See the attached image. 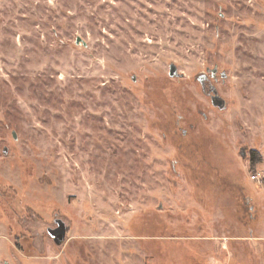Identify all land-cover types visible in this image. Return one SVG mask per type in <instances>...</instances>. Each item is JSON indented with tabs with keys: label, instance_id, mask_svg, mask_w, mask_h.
I'll use <instances>...</instances> for the list:
<instances>
[{
	"label": "rangeland",
	"instance_id": "1",
	"mask_svg": "<svg viewBox=\"0 0 264 264\" xmlns=\"http://www.w3.org/2000/svg\"><path fill=\"white\" fill-rule=\"evenodd\" d=\"M5 263L264 264V0H0Z\"/></svg>",
	"mask_w": 264,
	"mask_h": 264
},
{
	"label": "water",
	"instance_id": "2",
	"mask_svg": "<svg viewBox=\"0 0 264 264\" xmlns=\"http://www.w3.org/2000/svg\"><path fill=\"white\" fill-rule=\"evenodd\" d=\"M76 44H82V45L86 46V43L80 37H77ZM176 70H177L176 67L174 65H172L171 69H170V76H173L176 73ZM210 72L212 73V75H215V73L217 72V69L216 68L207 69V72H205V73L202 72L197 76V79L202 84L204 91L206 89L205 88V80L208 77L207 74ZM221 77L225 78L226 73L222 72ZM205 93L210 97L211 104L213 107L217 108L220 111L227 109L226 100L218 93V90L214 84L213 85L210 84L208 90L205 91ZM13 136H14V139H16V135L14 132H13ZM240 153H241L242 157L246 156V152H245L244 148L241 149ZM54 223L57 225V227L48 228L47 232H48L49 236L53 239L54 243L57 246H61L66 241L68 227L66 226V223L60 218L56 219L54 221Z\"/></svg>",
	"mask_w": 264,
	"mask_h": 264
},
{
	"label": "flooded vegetation",
	"instance_id": "3",
	"mask_svg": "<svg viewBox=\"0 0 264 264\" xmlns=\"http://www.w3.org/2000/svg\"><path fill=\"white\" fill-rule=\"evenodd\" d=\"M215 77H216V73H215V75H212V73L210 72L209 74H208V77L206 78V80H205V85H206V89L208 90V88H209V85L210 84H212L213 85V83H212V78L215 80ZM57 219H59V218H57ZM56 220V219H55ZM54 220V221H55ZM55 227H57V225L55 224L53 227H48V228H55ZM47 228V229H48ZM48 233V232H47ZM67 234H68V231H67ZM49 235V234H48ZM67 237V236H66ZM5 264H7V263H5Z\"/></svg>",
	"mask_w": 264,
	"mask_h": 264
},
{
	"label": "trees",
	"instance_id": "4",
	"mask_svg": "<svg viewBox=\"0 0 264 264\" xmlns=\"http://www.w3.org/2000/svg\"><path fill=\"white\" fill-rule=\"evenodd\" d=\"M251 161H252L253 167H255V165L260 163L262 161V159H261L260 155H258L257 152H253L252 156H251Z\"/></svg>",
	"mask_w": 264,
	"mask_h": 264
},
{
	"label": "built area",
	"instance_id": "5",
	"mask_svg": "<svg viewBox=\"0 0 264 264\" xmlns=\"http://www.w3.org/2000/svg\"><path fill=\"white\" fill-rule=\"evenodd\" d=\"M258 177H259L258 175H254V176H252V179L256 180V179H258Z\"/></svg>",
	"mask_w": 264,
	"mask_h": 264
}]
</instances>
